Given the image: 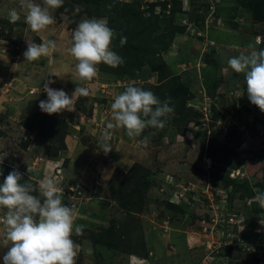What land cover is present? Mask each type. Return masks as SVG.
<instances>
[{
	"label": "rangeland",
	"instance_id": "374dc122",
	"mask_svg": "<svg viewBox=\"0 0 264 264\" xmlns=\"http://www.w3.org/2000/svg\"><path fill=\"white\" fill-rule=\"evenodd\" d=\"M99 2L64 0L51 13L55 23L33 32L20 0H0V183L13 169L23 174L21 183L37 189L44 179L58 182L75 223L85 226L83 235L73 236L82 249L77 264H264V254L247 249L264 237V209L252 202L264 192V112L248 99L244 75L227 63L264 49V4ZM12 9L21 15L15 24L8 19ZM86 18L107 20L125 62L100 64L96 78L81 82L68 49ZM121 37L127 38L122 47ZM47 40L57 45L51 57L25 60L28 43ZM48 80L69 96L76 82L90 94L77 98L74 112L49 115L39 107ZM128 85L170 98L174 112L163 129H146L141 137L111 130L112 150L104 154L98 144L115 123L111 104ZM176 188L183 189L179 200ZM5 212L0 208V216ZM222 216L227 227L242 220L245 230L239 246L210 259L205 243L212 234L202 221L210 225ZM100 234L102 242L95 241ZM3 243L0 226V264L8 250Z\"/></svg>",
	"mask_w": 264,
	"mask_h": 264
},
{
	"label": "clouds",
	"instance_id": "9594fccd",
	"mask_svg": "<svg viewBox=\"0 0 264 264\" xmlns=\"http://www.w3.org/2000/svg\"><path fill=\"white\" fill-rule=\"evenodd\" d=\"M20 4L27 10L24 22L33 32H40L55 23L51 13L62 7L64 0H43L42 5L34 0H20ZM8 19L15 24L20 21L21 15L12 9L8 13ZM115 36L106 19L86 18L77 24L68 52L76 61L79 81L90 82L96 78L100 64L112 68L124 64V58L114 50ZM126 40V37L120 38L121 47ZM253 47L254 45L249 44V48ZM56 48L53 40L40 44L28 43L23 55L29 62L39 61L51 57ZM227 63L235 73L244 75L248 99L264 112V49L240 53L230 57ZM51 83L55 81L45 82L43 91L47 93V99L39 102L41 111L49 115L74 112L77 98L88 97L90 94L87 87L80 86L77 82L71 96L63 89L50 87ZM170 105V98L162 101L151 90L134 85L126 86L123 92L114 97L111 111L115 123L107 124L98 148L104 154L112 150L111 130L116 128H123L129 138L141 137L149 128L163 129L174 112ZM143 142L146 145L149 136H144ZM2 163L3 159H0V164ZM27 171L30 173L32 169L28 167ZM0 176H3L2 169ZM22 180L23 174L13 169L0 183V208L6 210L0 216V226H3L4 231L3 245L8 247L3 255V264H77L82 249L73 236L83 235L85 226L75 223L73 206L65 204L64 193L58 187V182L47 178L40 181L37 189L30 183H21ZM166 180L170 183L172 181ZM167 187L175 188L171 184ZM37 191L39 195L34 194ZM175 191L179 194L183 189L176 188ZM175 197L178 200L181 198ZM252 202L264 209V192H258ZM86 251L87 254H92L91 248Z\"/></svg>",
	"mask_w": 264,
	"mask_h": 264
},
{
	"label": "built area",
	"instance_id": "2783aa9c",
	"mask_svg": "<svg viewBox=\"0 0 264 264\" xmlns=\"http://www.w3.org/2000/svg\"><path fill=\"white\" fill-rule=\"evenodd\" d=\"M182 195V193L178 194L179 197ZM223 221L224 216L220 217L219 219L217 218L216 222H211L210 225L206 223L207 220L202 221L206 225L203 226V231L206 232L207 235L212 234L206 239L205 243L207 249L206 255L210 257V259L216 258L212 252L218 253L219 251L222 252L224 249L229 248L230 246H233V248L239 246L240 236L245 230L242 220L230 222L231 224H228L229 227H227V224H225ZM260 231H262V228H256V232ZM247 249H253L254 253H257L256 250H259L262 254H264V237L261 241H257L255 244L251 243L247 245Z\"/></svg>",
	"mask_w": 264,
	"mask_h": 264
},
{
	"label": "trees",
	"instance_id": "16d2710c",
	"mask_svg": "<svg viewBox=\"0 0 264 264\" xmlns=\"http://www.w3.org/2000/svg\"><path fill=\"white\" fill-rule=\"evenodd\" d=\"M87 1V0H86ZM90 1V3L92 4V6L95 4V5H99V0H89ZM261 0H259V6H261V4H264V0H262L261 2H260ZM91 13H95L96 14V10H91L90 11ZM139 18H141V15H140V17ZM27 129H31L29 126H27ZM236 175H237V171L235 172V174H231V177H234V178H236ZM128 206H126L125 207V210L127 209V210H130V209H128L127 208ZM103 233V232H102ZM101 235V234H100ZM96 237L94 238V240L95 241H97V242H102V236L104 237V234H102L101 236H98L97 237V235H95Z\"/></svg>",
	"mask_w": 264,
	"mask_h": 264
},
{
	"label": "crops",
	"instance_id": "0c3cea01",
	"mask_svg": "<svg viewBox=\"0 0 264 264\" xmlns=\"http://www.w3.org/2000/svg\"><path fill=\"white\" fill-rule=\"evenodd\" d=\"M160 250H161V254H162V249H160ZM155 252H156V251H155ZM160 261H163V259L161 258Z\"/></svg>",
	"mask_w": 264,
	"mask_h": 264
}]
</instances>
